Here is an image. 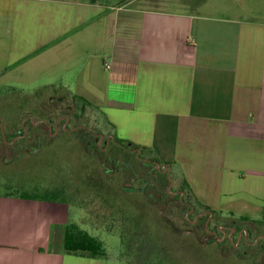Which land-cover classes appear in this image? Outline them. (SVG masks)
<instances>
[{"label": "crops", "instance_id": "obj_1", "mask_svg": "<svg viewBox=\"0 0 264 264\" xmlns=\"http://www.w3.org/2000/svg\"><path fill=\"white\" fill-rule=\"evenodd\" d=\"M261 4L258 10L245 0H0V74L60 67L70 98L100 111L109 134L172 163L200 203L224 213L251 205L262 214ZM71 208L1 193L0 264H74L75 257L106 264L48 252L51 227L72 222ZM213 225L212 231L229 230L220 223L206 228ZM231 246L234 256L239 246Z\"/></svg>", "mask_w": 264, "mask_h": 264}, {"label": "rangeland", "instance_id": "obj_2", "mask_svg": "<svg viewBox=\"0 0 264 264\" xmlns=\"http://www.w3.org/2000/svg\"><path fill=\"white\" fill-rule=\"evenodd\" d=\"M245 1L263 8L260 0ZM58 69L51 73L34 66L14 67L0 74V194L5 192L4 183L29 190L42 184L63 187L72 222L102 241L106 264H264V239L248 245L258 235L264 237V228L254 230V222L262 217L257 208H232L234 219L246 217L239 225L251 227L255 237L250 231L246 235L240 230L232 235L226 228L224 234L223 229L212 231L214 225L206 228L198 215L191 220L176 189L164 183V174L150 170L142 185L119 164L136 166L137 154L111 152L112 143L100 138L111 129L104 116L91 106L72 102L68 87L60 85V75L66 79V72ZM2 133L7 140H2ZM123 187L147 191L129 193ZM155 189L164 193L158 195L157 205L147 198L158 193ZM223 236L222 243H228L224 247L213 244L214 250L208 245ZM235 242L239 248L231 256L228 246ZM75 258L74 264H88Z\"/></svg>", "mask_w": 264, "mask_h": 264}, {"label": "trees", "instance_id": "obj_3", "mask_svg": "<svg viewBox=\"0 0 264 264\" xmlns=\"http://www.w3.org/2000/svg\"><path fill=\"white\" fill-rule=\"evenodd\" d=\"M71 100L77 105L79 103L83 106H93L89 101L85 100L80 96H73L71 97ZM20 131H24V129L22 130L21 128ZM1 137L3 141L7 140L4 133L1 134ZM110 144L113 147L111 148V152L134 151L135 154H137L136 166L125 164L122 161H119V164L124 167L126 171L135 174L140 184L144 185L147 183L146 176L150 173V170H154V172L160 175L164 174L163 176H161L164 183H166L167 185L170 184V186L172 185V188L176 189V198L179 201V204L184 208V210L191 214V220L193 219V216L198 215L201 217V219L203 218V220L206 221L204 225L210 226L212 223H221L225 227H229V230L231 227H234L237 232L240 230L241 226L239 225V222L241 220H246L245 216H241L240 218H238L239 220H236L234 219L235 217L233 216V213H224L222 210L214 211L210 207L200 203L195 197L185 178L182 177V180H180L177 177V173L173 168V164L162 161L153 150L142 148L141 146L136 145L131 141L121 140L117 137H114L113 140H111L110 143L107 145ZM159 166H166V170L160 169ZM2 185L4 186L3 190L5 191L2 194L6 197H18L21 199L69 203V201H67V191L61 186H53L51 184L44 186L42 184L34 186L33 188H31V190H29L23 187L22 185L18 184L16 186L7 185L6 183ZM123 188L124 190L129 191V193L138 192L139 190L147 191L145 189L138 188ZM155 190L157 191V189ZM157 192L158 193L154 195L149 194L147 196L148 200L150 202H153L154 204L159 202V199H161L160 197H158V195L160 194V196H162L164 194L160 190ZM254 223L255 231H260L262 228H264V211L262 212L261 219L255 221ZM248 230L253 233L252 229ZM214 241L217 242L216 240ZM214 241H210L208 245L214 246L213 244H216L214 243ZM58 242L59 245L57 246ZM204 244L207 245L206 242ZM226 244L228 243H218V246L222 248ZM228 247L233 249L231 245ZM57 251L59 252V254L66 253L91 258H104L106 255L102 241L99 238L91 235L79 224L74 222H69L66 225H53L51 227L50 244L48 247V252L56 253ZM232 254L236 256L235 252H233Z\"/></svg>", "mask_w": 264, "mask_h": 264}, {"label": "built area", "instance_id": "obj_4", "mask_svg": "<svg viewBox=\"0 0 264 264\" xmlns=\"http://www.w3.org/2000/svg\"><path fill=\"white\" fill-rule=\"evenodd\" d=\"M101 140H111V139H113L114 137H113V135H101ZM159 168L160 169H162V170H166V166H159ZM223 229V227L221 226V227H219V230H222ZM242 233H244L245 235L247 234V232L246 231H242ZM223 234H224V229H223ZM226 236H223L222 238H225ZM264 239V237L262 236V237H259V238H257V239H255V242H258V240L259 239ZM234 245L236 246V247H238V245H239V242H235L234 243Z\"/></svg>", "mask_w": 264, "mask_h": 264}, {"label": "flooded vegetation", "instance_id": "obj_5", "mask_svg": "<svg viewBox=\"0 0 264 264\" xmlns=\"http://www.w3.org/2000/svg\"><path fill=\"white\" fill-rule=\"evenodd\" d=\"M109 135H112V134H109ZM111 140H113V139H111ZM111 140H106L107 142H110ZM255 242V241H254ZM256 243V242H255Z\"/></svg>", "mask_w": 264, "mask_h": 264}]
</instances>
